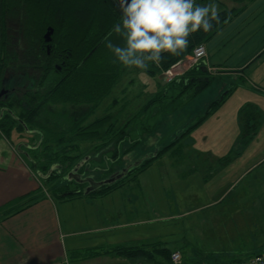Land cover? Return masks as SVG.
<instances>
[{
  "label": "rangeland",
  "instance_id": "374dc122",
  "mask_svg": "<svg viewBox=\"0 0 264 264\" xmlns=\"http://www.w3.org/2000/svg\"><path fill=\"white\" fill-rule=\"evenodd\" d=\"M209 3L217 4L219 11L230 9L232 6L238 8L241 6L240 3L234 4L232 0L197 2L199 5ZM187 58L183 60L186 61ZM183 69H186V66L178 67L176 71ZM163 77V75L153 76L146 70L125 67L111 87V91L109 90L103 105L91 114L85 124L93 122L106 113H111L113 121L116 120L119 127H123L131 118L135 119L133 122L135 127L138 113L152 95L159 91L161 84L166 83ZM212 89L209 87L186 108L175 113L160 114L156 117L152 114L145 115L141 121L152 126L151 128L156 124L155 129L153 128L154 132L143 136L142 143L125 156L124 164L122 163V166L120 164L118 169L155 155L163 146L177 140L184 129L199 114H203L209 104L219 98L216 97L219 96V90L212 93ZM257 102H260V99ZM258 108L263 112L261 102ZM202 124L189 136L187 135L188 137L179 140L153 161L144 172L138 174L128 185L131 188L123 190L128 192L134 189L135 185L142 187V191L135 190L132 196L127 194L129 195L127 203H131V209H123L124 218L120 222L128 225H121L96 235L95 233L84 234L80 237V243L89 246L95 244L93 241L97 239L105 250L117 245L126 247L146 245V249L151 251L160 248L179 249L185 257L195 255L211 263L244 258L249 252L247 249L254 245V242L246 241L248 233L251 232L250 228L257 225L261 231L264 229V159L262 160L264 138L259 140L256 137L243 142L239 135L222 137L223 141L236 139L235 145L230 149L212 152L210 150L215 147L211 146L212 141L210 143L206 137L210 133L206 129L210 126L205 125L204 122ZM131 134L133 138H137L141 133L132 129ZM5 138H9L14 146L22 141L33 145L39 140V136H29L16 131H12L11 135ZM67 139H70V135ZM100 143L98 141L81 142L80 150L73 151L72 156L82 153V157L87 158L86 155L91 153V149H97ZM35 146L25 147L27 157L33 161L38 154L40 162L39 160L36 162L38 166L40 165V170L44 173L45 167L52 165L46 173L53 169L51 170L53 174L56 169L58 170L59 166H54L57 162H52L51 153L44 151V144L41 147L40 142H37ZM193 146L204 150L197 152L198 150L195 151ZM225 146L227 145L224 144L223 147ZM53 147L59 150L57 146L53 145ZM23 158L27 160L26 157L23 156ZM255 162L259 163L245 172ZM96 165H98L97 162L92 164V166ZM99 175L102 174L99 173ZM64 176L66 177L67 174L64 173ZM60 180L55 182V186ZM69 183L71 190L81 185L72 181ZM53 185L42 180L41 189L49 192ZM122 203L126 205L125 199ZM254 223H262V225L254 226ZM90 250L87 249L86 252ZM239 250L243 251L241 253L243 256L234 257ZM157 257L159 258L156 256L154 259H130V262L126 264H161ZM98 258L81 261V257L75 256L71 258V262L72 264H124L122 261L107 263L102 256V260Z\"/></svg>",
  "mask_w": 264,
  "mask_h": 264
},
{
  "label": "trees",
  "instance_id": "16d2710c",
  "mask_svg": "<svg viewBox=\"0 0 264 264\" xmlns=\"http://www.w3.org/2000/svg\"><path fill=\"white\" fill-rule=\"evenodd\" d=\"M18 1L24 2L26 35L39 39L46 27L51 26L55 30L54 57L59 59V53L62 50L70 52V54H64L66 63L62 71L52 73L49 78L42 79L43 86L47 84V81L50 80V82L46 93L43 91L39 93V97H42L39 106H31L32 110L22 112L25 120L43 133L40 146L44 144V151L51 153L52 162H57L54 166H59L58 170L56 169L46 180L47 183L54 184L50 190L57 197L66 198L84 194V185L71 190L69 189L70 181L64 176V173L68 174L75 165L85 159L82 153L72 156L73 151L80 150L81 142H101L99 147L96 146L97 149H91V153L86 155L88 160L81 168V172L94 175L99 180L107 179L115 173L122 172L127 166L122 169L118 167L120 164L122 166L125 156L142 143L143 136L154 132L156 124L153 125V129L152 126L141 121L145 115L152 114L156 117L160 114L175 113L193 102L219 79L216 75L209 73L206 65H197L176 77L172 82L162 83L159 91L152 95L138 113L135 127L134 118L128 120L123 127H119L116 120L113 121L111 113H106L93 122L85 124L91 114L103 105L104 99L117 81L120 72L125 70L121 64L113 63L114 56L105 47L104 40L109 32H113L110 37L112 43L123 45L122 39L113 31L114 27L121 22L120 9L117 8L115 0H8L9 7L17 6ZM233 1L242 3L245 0ZM240 13L241 7L219 11V20L212 22L213 26L209 31L205 32L201 29L188 38L189 45L183 53L178 56L165 53L162 62L159 65L151 64L146 72L153 76L163 75L165 71L192 54L197 45L209 42ZM242 82L244 80L239 78L235 83H226V91L209 104L205 112L199 114L177 140L163 146L156 152V156L144 158L140 165L132 166L127 175L117 183L103 186L92 194L108 193L119 186L133 182L135 177L144 172L153 161L179 140L190 135L214 114ZM239 114L243 127L241 140L250 141L256 138L262 117L257 106L251 103L245 104ZM22 127L20 125L18 129ZM132 129L138 130L141 134L133 138ZM10 130L11 128L8 130L3 128L6 136L10 135ZM69 135L70 139H67ZM53 145L59 150H56ZM38 160L40 162V157L36 154L33 161ZM96 162L98 165L92 166ZM66 164L68 166H65ZM103 164L105 166L102 167ZM51 167L52 165L45 167L44 173L47 174L46 171H49ZM59 180L60 182L55 186V182ZM72 182L76 184L75 181ZM154 251L157 253H153ZM154 251L147 250L146 245L117 246L105 251V254L109 253L132 260L154 259L159 256L165 264L170 263L172 249L160 248ZM98 254H103V252L91 253L95 256Z\"/></svg>",
  "mask_w": 264,
  "mask_h": 264
},
{
  "label": "crops",
  "instance_id": "0c3cea01",
  "mask_svg": "<svg viewBox=\"0 0 264 264\" xmlns=\"http://www.w3.org/2000/svg\"><path fill=\"white\" fill-rule=\"evenodd\" d=\"M240 4L241 13L206 43L207 57L201 62L207 66L210 74L219 78L210 86L211 89L215 87L212 93L219 90V96L226 91V83H235L239 78L244 80L222 106L204 121L205 125L210 126L206 129L210 131L206 137L210 143L212 141L211 146L215 147L210 150L212 152L230 149L235 145L236 139L223 141L222 137L241 136L243 127L239 113L248 103L257 108L260 102L262 104L263 112L258 108L262 117L256 137L259 140L264 138V0ZM258 99L260 102H257ZM5 136L0 131V264H61L65 259L71 262L75 256L81 257V261L91 258L97 260L102 256L107 263H129L130 259L105 254L109 249L105 250L97 239L93 241L95 244L88 246L80 243V237L128 225L120 222L124 218L123 209H131V203H127V194L132 196V192L138 189L142 191V187L135 185L134 189L123 191L131 188L129 183L112 190L113 193L57 197L49 189V192L41 189L42 180H47L44 178L46 174L40 170L37 162L31 161L24 154L29 142L22 141L14 146L10 137ZM224 144L227 146L223 147ZM193 149L197 152L204 150L195 146ZM258 163L249 166L245 172ZM124 199L126 205L122 203ZM250 229L246 241L254 242V245L247 249L249 252L244 258H235L229 262L264 253V229L261 228V231L257 225ZM87 249L91 250L86 252ZM100 251L103 254L91 255ZM242 252L237 251L234 257L243 256ZM181 253L188 264L211 263L195 255L186 258ZM157 259L165 264L160 257Z\"/></svg>",
  "mask_w": 264,
  "mask_h": 264
},
{
  "label": "flooded vegetation",
  "instance_id": "af4514ba",
  "mask_svg": "<svg viewBox=\"0 0 264 264\" xmlns=\"http://www.w3.org/2000/svg\"><path fill=\"white\" fill-rule=\"evenodd\" d=\"M198 1L200 0H196V3ZM8 3V0H0V131L3 132V128L6 130L11 128L10 135L12 131H16L29 136H39L36 143H41L40 136L43 133L33 128L32 124L25 120L23 113L39 106L42 99L39 93L41 91L46 93L50 82V80L46 82L47 84L44 82L46 85L43 86L42 79L62 71L66 63L64 54L70 52L62 50L59 59L54 57L55 30L51 40H46V33L51 26L46 27L39 39L26 35L24 2L18 1L17 6L12 8ZM115 3L120 9V0H115ZM20 125L23 127L19 130ZM36 143L28 144L29 147H36ZM25 147L29 148L27 145ZM26 152L24 151L25 155ZM84 160L87 159L81 162ZM79 172L84 178L102 181L94 175L81 172V169ZM81 185H84L85 190L89 187L88 183Z\"/></svg>",
  "mask_w": 264,
  "mask_h": 264
},
{
  "label": "clouds",
  "instance_id": "9594fccd",
  "mask_svg": "<svg viewBox=\"0 0 264 264\" xmlns=\"http://www.w3.org/2000/svg\"><path fill=\"white\" fill-rule=\"evenodd\" d=\"M121 22L114 33L123 45L112 43L109 32L105 47L113 54V63L128 69L146 70L159 65L164 54L178 56L189 45V37L209 31L219 20L215 3L199 5L196 0H120Z\"/></svg>",
  "mask_w": 264,
  "mask_h": 264
},
{
  "label": "built area",
  "instance_id": "2783aa9c",
  "mask_svg": "<svg viewBox=\"0 0 264 264\" xmlns=\"http://www.w3.org/2000/svg\"><path fill=\"white\" fill-rule=\"evenodd\" d=\"M186 61L182 60L174 65L172 68L168 69L163 73V78L166 83L172 82L176 77H179L187 70L200 65L201 62L207 57V47L206 44L197 45L192 54L187 56ZM184 61V62H183ZM186 66V69L181 71H176L178 67ZM61 264H71L70 260L65 259ZM169 264H188L184 261L183 255L180 251H173L170 257ZM203 264H264V253L255 254L241 261H232L229 263H203Z\"/></svg>",
  "mask_w": 264,
  "mask_h": 264
},
{
  "label": "water",
  "instance_id": "95a60500",
  "mask_svg": "<svg viewBox=\"0 0 264 264\" xmlns=\"http://www.w3.org/2000/svg\"><path fill=\"white\" fill-rule=\"evenodd\" d=\"M54 32V29L53 28H49L48 32L46 33V40L47 41H50L51 40V35L53 34ZM152 156H156L155 155H152ZM88 159V158H86ZM86 160H84L83 162H80L79 164H77L66 176V179H68L69 181H75L76 183L78 184H86L88 183L89 184V187L86 188L84 194L85 195H89V194H92L94 193L97 189L103 187V186H106V185H113L115 183H117L119 180L123 179L127 173L129 172L130 168L132 166H138L142 163V160L137 162L136 164H133V165H129L127 167H125L122 172H119V173H115L113 174L111 177L107 178V179H104L102 181H95L93 178H84L82 176V174L79 172L81 167L84 166ZM53 171V169H51ZM44 175V178H48L50 175H51V171ZM55 170V168H54Z\"/></svg>",
  "mask_w": 264,
  "mask_h": 264
}]
</instances>
